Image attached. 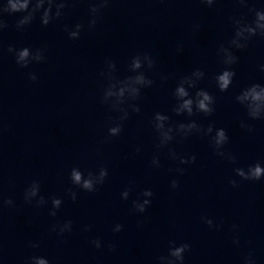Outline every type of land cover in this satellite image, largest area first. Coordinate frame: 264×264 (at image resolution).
Listing matches in <instances>:
<instances>
[{"label": "clouds", "instance_id": "1", "mask_svg": "<svg viewBox=\"0 0 264 264\" xmlns=\"http://www.w3.org/2000/svg\"><path fill=\"white\" fill-rule=\"evenodd\" d=\"M77 0H3L0 3V33L8 28L5 16H14L20 14L16 20L15 27L17 31H25L28 26L36 19L39 14L40 23L47 27L54 21H59L65 15V10ZM201 4L211 8L218 0H199ZM241 7L247 8L252 14V20L248 21L243 16H231L229 20L234 28L232 38L227 45L221 44L217 48L216 55L223 65V69L216 74L213 79L215 86L220 92H227L233 84L236 72L233 68L239 61L236 51H242L248 48L249 42L259 36L264 39V9L249 7L250 0H235ZM112 0H89L87 25L77 22L74 25H65L64 31L70 40H78L81 33L85 30L92 31L97 22L102 18L103 13L109 8ZM200 25L193 26V32H197ZM2 50V45H0ZM182 45L177 46V52H182ZM7 52L14 56L15 63L20 68H28L32 63H43L46 60L47 46H41L35 49L29 47L16 48L13 45L7 47ZM156 61L147 52L136 53L127 63V71L129 75L121 78L118 73L117 64L111 58L104 60L102 68L98 72L101 79V95L100 102L107 106L110 113H117L118 116H108L107 136L102 143H107L113 137H118L122 131L124 122L129 119L130 113H140V101L143 98V90L151 88L155 81L147 75L155 67ZM259 70L264 72V64L259 65ZM206 73L202 69H195L190 74L182 75L176 82L172 96L175 103L171 111L177 116H185L192 118L198 114L205 117L211 116L215 112L216 98L206 89L199 88V83L204 80ZM29 80L35 82L38 77L34 72L28 73ZM169 76H162L161 80L167 81ZM192 90H195L194 92ZM235 101L241 105L247 113L250 120H264V84L252 83L243 88ZM150 125L155 133L154 153L151 159L152 168H160V152L167 149V157L176 163L175 168H170L169 172H175L178 175L184 174L183 165L194 164L195 155H181L170 145L173 142H182L193 135L201 138H208L210 146L213 148L216 156L231 164H236V157L232 152L225 149V145L229 142V136L224 128H215L213 123H209L207 127L197 123L195 119H188L186 122H173L169 115L156 112L154 113ZM240 127L248 132H253V127L244 120L240 121ZM136 152H140L137 147ZM236 176L245 181H260L264 179V165L259 161L250 164L247 168L236 167L233 169ZM109 175L106 167H99L96 170H81L79 167H72L68 179L71 187L66 188V195L76 201L77 192L74 188L81 189L86 192L94 193L102 186ZM229 184L235 188L238 182L235 179L229 181ZM171 189L175 190L179 187V180L173 178L170 181ZM132 192V187H126L121 193L120 198L127 201ZM154 193L151 189H144L132 200V210L136 213L143 214L151 205ZM23 200L26 204H34L36 208H44L51 203L48 215L56 217L58 210L63 204V199L55 195L45 198L41 195V184L39 180H33L23 192ZM15 207L13 199L0 198V212L4 208ZM203 222L209 228L219 230L222 224H216L210 218L203 217ZM73 222L65 220L56 222L51 225L49 231L56 233L58 236H64L71 233ZM91 226H85L84 231H90ZM123 225L117 223L112 231L120 232ZM232 231L238 233L239 225L233 224ZM233 244L239 245L240 238L234 236ZM90 244L96 249H101L103 243L101 239L96 238L90 241ZM31 248H38V243L29 244ZM110 251L115 250V245L109 243ZM190 250L188 243H179L169 241L166 255H160L157 258V264H184L185 253ZM24 264H50V261L44 256H30ZM242 264H256L254 251L250 250L244 257Z\"/></svg>", "mask_w": 264, "mask_h": 264}]
</instances>
